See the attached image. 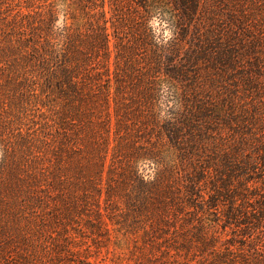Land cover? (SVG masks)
<instances>
[{
    "label": "trees",
    "instance_id": "16d2710c",
    "mask_svg": "<svg viewBox=\"0 0 264 264\" xmlns=\"http://www.w3.org/2000/svg\"><path fill=\"white\" fill-rule=\"evenodd\" d=\"M111 18L102 0H0L1 109H46L59 174L79 148L72 131L106 133L116 99L112 163L125 175L136 86L137 131L158 133V177L139 181L147 195L158 184L163 226L223 234L242 246L234 264H264V0H126Z\"/></svg>",
    "mask_w": 264,
    "mask_h": 264
},
{
    "label": "rangeland",
    "instance_id": "374dc122",
    "mask_svg": "<svg viewBox=\"0 0 264 264\" xmlns=\"http://www.w3.org/2000/svg\"><path fill=\"white\" fill-rule=\"evenodd\" d=\"M102 4L109 27L111 11L126 0ZM151 25L158 41L167 35L156 19ZM109 49L113 75L118 47L112 35ZM135 88L123 111L130 116L122 119L128 130L123 144L132 156L125 163L133 170L125 175L112 163L116 119L122 118L113 108L116 99L106 133L97 125L72 131L79 148L66 150L59 174L46 109L27 105L20 115L0 102V264H234L242 246L228 236L203 241L197 228L173 229L160 221L158 184L147 195L139 181L158 177V133L137 131Z\"/></svg>",
    "mask_w": 264,
    "mask_h": 264
}]
</instances>
